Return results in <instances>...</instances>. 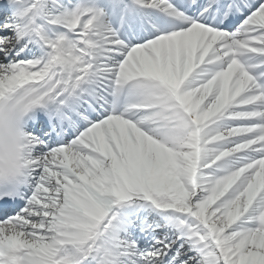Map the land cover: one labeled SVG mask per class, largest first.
<instances>
[{
  "label": "snow or ice",
  "instance_id": "6c2138e0",
  "mask_svg": "<svg viewBox=\"0 0 264 264\" xmlns=\"http://www.w3.org/2000/svg\"><path fill=\"white\" fill-rule=\"evenodd\" d=\"M0 264H264V0H0Z\"/></svg>",
  "mask_w": 264,
  "mask_h": 264
},
{
  "label": "clouds",
  "instance_id": "9594fccd",
  "mask_svg": "<svg viewBox=\"0 0 264 264\" xmlns=\"http://www.w3.org/2000/svg\"><path fill=\"white\" fill-rule=\"evenodd\" d=\"M26 130L24 117L5 111L0 114V178L9 174H22L25 170L23 134Z\"/></svg>",
  "mask_w": 264,
  "mask_h": 264
}]
</instances>
